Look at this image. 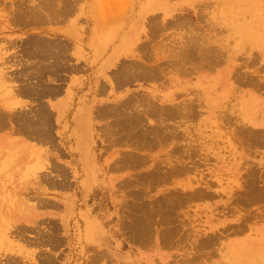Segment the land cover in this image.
Instances as JSON below:
<instances>
[{"label":"crops","instance_id":"obj_1","mask_svg":"<svg viewBox=\"0 0 264 264\" xmlns=\"http://www.w3.org/2000/svg\"><path fill=\"white\" fill-rule=\"evenodd\" d=\"M127 4L59 0V8L39 9L30 3L21 17L1 3L0 53L7 54L13 88L0 100V224L24 232L12 240L36 253L39 264H73L97 228L85 198L87 185L111 166L99 150L113 147L105 138L122 131L117 120L127 101H144L145 89L153 88L144 82L146 69L156 67L145 61L151 23L144 21L158 17L161 7L170 9L166 15L183 7L136 1L129 13ZM183 36L174 37L168 80L154 89L156 99L177 111L174 119L186 120L192 101H208V70L215 69L216 108L237 116L232 124L225 119V127L264 135V92L250 86L253 78L226 71L221 77V46L202 59Z\"/></svg>","mask_w":264,"mask_h":264},{"label":"rangeland","instance_id":"obj_2","mask_svg":"<svg viewBox=\"0 0 264 264\" xmlns=\"http://www.w3.org/2000/svg\"><path fill=\"white\" fill-rule=\"evenodd\" d=\"M136 1L146 6L152 0H105L109 4L127 2L123 8L129 13L134 12L133 3ZM153 1L161 6H183L172 15L164 14L170 9L161 7L158 17L144 21L145 24L151 23L144 32L145 61L156 66L145 71V86L153 87V90L145 89L144 101L150 100L151 104H156L154 108H161L163 119L143 115L145 127L133 130L129 127V132L122 128L120 132L106 135L105 140H111L113 147L99 152L101 156L110 155L111 166L87 185L89 194L85 198L97 228L92 231L90 239L84 240L85 244L78 247L79 260L75 259L73 264H264V249L254 244V241L264 238V135L254 133L249 136L225 127V119L228 124L230 118L232 124L237 116L227 107L216 108L215 69L208 70L210 100L206 104L192 101L191 116L186 120L170 118L166 114L167 100L156 99L158 92L154 91L158 89V84L168 80V58L174 49L171 44L175 35L181 34L185 35L183 39L188 44L202 50V59L206 56L210 58L212 52L221 46V77L253 78L255 85L250 86L264 92V0ZM51 2L0 0V6L1 3L8 4L13 14L23 12L30 3L32 8H59V0ZM192 40L194 42H190ZM6 57V53H0V100L7 99L13 88L12 80L6 77L9 74ZM157 66L163 67L161 72H158L160 68ZM137 102L129 112L132 113L133 109L146 115L148 108L141 104L142 101ZM158 121L162 123L160 127ZM152 127L156 130L152 133L159 131L153 134L155 137H149ZM145 128L146 133L143 132ZM139 129L143 131L139 133ZM135 132L138 137L132 139ZM122 135L123 140L119 139ZM128 136L131 140L127 139ZM161 136L164 141L171 139L170 143L158 139ZM154 140H159L160 144H157L160 146L154 144ZM144 143L149 148H145ZM133 155L142 156L145 164L141 163V159V164L136 165L140 157L136 159ZM174 169L176 172L168 180L170 171ZM147 176L150 180H145ZM172 194L176 197H171ZM180 200L185 202H180L182 205L178 207L176 205ZM174 207H178L175 209L177 212H172ZM0 226V235L3 236L0 241V264H26L29 261L39 264L36 253L28 255L22 244L12 240L24 232L14 230L6 223ZM250 250L260 254L255 255ZM53 262L49 260V264Z\"/></svg>","mask_w":264,"mask_h":264},{"label":"bare ground","instance_id":"obj_3","mask_svg":"<svg viewBox=\"0 0 264 264\" xmlns=\"http://www.w3.org/2000/svg\"><path fill=\"white\" fill-rule=\"evenodd\" d=\"M43 1H44V0H43ZM47 1H48V0H47ZM45 2H46V1H45ZM54 2H56V1H54ZM54 2H53V0H52V3H54ZM57 2H58V1H57ZM40 3H41V1H40ZM46 3H47V2H46ZM46 3H45V4H46ZM25 4H26V3H25ZM25 4H24V5H25ZM45 4H44V5H45ZM26 5H27V4H26ZM40 5H41V4H40ZM42 6H43V5H42ZM34 7H35V6H34ZM25 8H26V7H25ZM38 8H39V6H38ZM41 8H42V7H41ZM35 9H36V8H35ZM35 9H34V10H35ZM39 9H40V8H39ZM42 9H45L44 6H43ZM32 10H33V9H32ZM34 10H33V11H34ZM37 11H38V10H37ZM29 12H30V11H29ZM40 12H41V11H40ZM119 12H120V11H119ZM22 13H23L22 11L19 12V15L21 16ZM30 13H31V12H30ZM15 14H18V13H15ZM33 14H34V13H33ZM21 17H23V16H21ZM21 17H19V18L22 19ZM33 18H34V17H33ZM20 21H22V20H20ZM154 28H155V27H154ZM154 28H153V29H154ZM151 29H152V28H151ZM155 31H156V29H155ZM155 31H154V32H155ZM154 32H152V33H154ZM146 74H148V73H146ZM2 76H3V75H2ZM5 76H6V75H5ZM6 77H8V76H6ZM139 99H140V98H139ZM145 101H146V102H145ZM145 101L142 100V103H141V104H142V105L144 104V105L148 108V109L146 110V115H145V113L143 114V112H140V113L138 112V110H137L138 105H137V107L135 108L137 111L133 110V109H134V104H135V106H136V104L138 103L137 100H135V102H134L132 99H131V101H127V102H128V105H127V112L125 111L126 114H125V112L123 111L124 113L121 115L122 117H121V118L119 117L118 120H117V124H118V125H121V127L123 128V131L126 130V132H129V131H130V130H129L130 128H132V130H133V128L135 129L136 127H140V126H141V127H142V126L145 127V125H143V120L145 121L143 115H144V116H147V117H149V116H150V117H152V116L155 117V116H156L157 119H159V117H160V118L162 117V113H161L162 111L160 112V109H161L160 107H159L160 109H156L157 106H156V108H154V106H153V105H156L155 103H154V104H151V103H150V100H149V101L145 100ZM136 102H137V103H136ZM123 105H124V104H123ZM130 107L133 108V109H132V111H133L132 113H130V112H131ZM128 108H129L130 110H128ZM144 108H145V107H144ZM118 109H120V108L118 107ZM145 109H146V108H145ZM163 109L165 110V108H163ZM166 109H168V108H166ZM120 110H121V109H120ZM122 110H123V107H122ZM122 110H121V113H122ZM139 110H140V109H139ZM129 111H130V112H129ZM167 111H168V112H167L166 114H169L170 118H174V116L176 117V115H178L177 113H175L176 110L174 111V109H168ZM163 112H165V111H163ZM176 112H177V111H176ZM160 113H161V114H160ZM179 113H180V112H179ZM158 116H159V117H158ZM154 117H152V118H154ZM157 119H155V120H157ZM161 119H163V118H161ZM161 119H160V120H161ZM173 120H174V119H173ZM163 121H164V120H163ZM160 122H161V121H160ZM167 122H168V121H167ZM115 123H116V122H115ZM157 123L159 124V125H158L159 127H160V125L162 124V123L160 124L159 121H158ZM163 123H164V122H163ZM0 124H1V122H0ZM144 124H145V123H144ZM162 126H163V125H162ZM162 126H161V127H162ZM129 127H130V128H129ZM118 128H120V127H118ZM118 128H117V129H118ZM156 128H157V130H159L158 127H156ZM162 128H163V127H162ZM127 129H128V131H127ZM136 129H137V128H136ZM140 129H141V128H140ZM140 129H139V133L143 131V130H140ZM151 129H152V130H151V133H152V131H153L154 129H153V127H152ZM162 130H163V129H162ZM145 131H147L146 128H145V130H144L143 132H145ZM148 131H150V130H148ZM154 131H156V130H154ZM112 132H114V131H112ZM137 132H138V130H137ZM137 132L134 133V136H135V137H134V138L132 137V139H135L136 137H138ZM157 132L159 133V131H157ZM157 132H156V133H157ZM160 132H162V131H160ZM164 132H166V131H164ZM167 132H168V130H167ZM145 133H146V132H145ZM147 133H148V132H147ZM149 133H150V132H149ZM156 133H152L151 135L149 134V137H151L153 134H156ZM168 133H169V132H168ZM141 134L144 135V133H141ZM141 134H139V135L141 136ZM165 134H166V133H165ZM171 134H172V133H170V135H171ZM173 134H174V133H173ZM173 134H172V135H173ZM238 134H240V133H238ZM127 135H129V133H128ZM127 135H126V136H127ZM143 135H142V136H143ZM162 135H164V134H162ZM243 135H244V134H243ZM142 136H141V137H142ZM153 136L155 137V135H153ZM147 137H148V135H147ZM159 137H160V136H159ZM164 137H165V135H164ZM170 137H171V136H170ZM242 137L245 138V135L242 136ZM120 138H122V140L125 139V138H123V135H122V137L119 136V139H120ZM128 138H129V136L127 137V139H128ZM157 138H158V137H157ZM157 138H155V139H157ZM162 138H163V137L161 136V138H158V139H161V140H162ZM166 138H167V137H166ZM116 139H118V136L116 137ZM129 139H130V138H129ZM141 139H142V138H141ZM151 139H154V138H151ZM168 139H169V138H168ZM168 139H166L165 141H168ZM172 139H173V137H172ZM130 140H131V139H130ZM130 140H129V141H130ZM137 140L140 141V138H138ZM137 140H135V141H137ZM146 140H147V139H146ZM146 140H145V141H146ZM161 140H160V141H161ZM243 140H244V139H243ZM245 140H246V139H245ZM125 141H126V140H125ZM133 141H134V140H133ZM138 141H137V142H138ZM158 141H159V140H158ZM158 141H155V140H154L153 142H156V143H154V144L159 145L160 143H159ZM163 141H164V139L162 140V142H163ZM165 141H164V142H165ZM170 141H171V139H170ZM170 141H168V142L170 143ZM247 141H248V139H247ZM251 141H252V140H251ZM251 141H249V143H250ZM255 141H257V140H255ZM140 142H141V141H140ZM142 142H143V141H142ZM142 142H141V143H142ZM147 142H148V141H147ZM147 142H145V143H147ZM157 142H158L159 144H157ZM168 142H167V143H168ZM135 143H136V142H135ZM141 143H139V146H140ZM145 143H144V145H145ZM169 143H168V144H169ZM126 144H127V143H126ZM137 144H138V143H137ZM137 144H136V145H137ZM148 144H149V142H148ZM148 144H147V146L145 145V148L148 147ZM154 144H153V146H154ZM161 144H163V143H161ZM251 144H252V143H251ZM253 144H255L254 141H253ZM255 145H256V144H255ZM131 146H134V145H131ZM139 146L137 145V147H139ZM142 146H143V145H142ZM142 146H141V147H142ZM159 146H160V145H159ZM167 146H168V145H167ZM250 146H251V145H250ZM143 147H144V146H143ZM143 147H142V149H143ZM149 147H150V144H149ZM149 147H148V148H149ZM151 148H152V145H151ZM157 148H158V147H157ZM175 149H178V148L175 147ZM174 151H175V150H174ZM247 152H248V151H247ZM12 154H13V153H12ZM124 154H125V153H124ZM126 156H127V155H126ZM126 156H125V157H126ZM125 157H124V158H125ZM132 157H135L136 159H139V157H140V159L137 161L138 164H136V165H139L140 160L142 159V158H141L142 156H138V155H137V157H138V158H137L136 155H135V156L133 155ZM132 157H131V158H132ZM143 158H144V157H143ZM125 159H126V158H125ZM127 159H128V157H127ZM129 159H130V158H129ZM144 160H145V158H144ZM128 161H129V160H128ZM131 161H133V159H131ZM144 162H145V161H144ZM144 162H143V159H142V162H141V163H144ZM134 163H136L135 160H134ZM141 163H140V164H141ZM120 164H121V163H120ZM144 164H145V163H144ZM121 165H122V164H121ZM125 165L128 166V165L126 164V162H125ZM125 165H124V166H125ZM140 166H141V165H140ZM121 167H122V166H121ZM142 167H144V166H142ZM174 168H176V167H174ZM177 168H178V167H177ZM175 170H176V169L170 171V172H172V173H170L171 175H169V174L166 175V177H167L168 175H169V177H170V178L168 177V178H169L168 180L171 179L172 174L174 175L173 172H176ZM158 171H159V170H158ZM152 172H153V171H152ZM159 172H160V171H159ZM159 172H158V173H159ZM156 173H157V172H155V174H156ZM166 173H169V172H166ZM163 174H164V172H163ZM152 175H154V174H152ZM175 175H176V174H175ZM159 176H160V174H158V177H159ZM161 176H162V174H161ZM149 177H151V180H152V177H153V176L150 175ZM156 177H157V176H156ZM156 177H154V178L156 179ZM172 177H173V176H172ZM154 178H153V179H154ZM163 178H165V177H163ZM146 179H147V180H150V178L148 179V176H147V178L145 177V180H146ZM155 179H154L153 181H155ZM165 179H166V178H165ZM165 179H163V181H166ZM143 180H144V179H143ZM145 180H144V181H145ZM253 180H254V179H253ZM145 182H146V181H145ZM145 182H144V183H145ZM149 182H150V181H149ZM152 183H153V182H152ZM156 183H157V182H156ZM158 183H160V181H158ZM147 184H148V183H147ZM150 184H151V183H150ZM143 185H144V184H143ZM153 185H154V184H153ZM252 185H254V184H252ZM146 187H147V186H146ZM148 188H149V187H148ZM250 189H251V188H250ZM256 189H257V187H256ZM153 190H154V189H153ZM151 191H152V190H151ZM251 191H252V190H251ZM256 191H257V190H256ZM138 194H139V193H138ZM173 195H175V194H172L171 197H174ZM186 195H187V194H186ZM188 195H190V194H188ZM201 195H203V193H202ZM134 196H135V195H134ZM167 196H169V195H167ZM167 196H166V197H167ZM137 197H138V196H137ZM137 197H136V198H137ZM175 197H176V195H175ZM177 198H178V197H177ZM187 198H188V197H187ZM189 198L191 199V197H189ZM189 198H188V199H189ZM179 199H180V198H179ZM252 199H253V198H252ZM255 199H257V198H255ZM255 199H254V200H255ZM262 199H264V198H262ZM262 199H261V200H262ZM167 200H171V201H172L173 199H167ZM176 200H177V199H176ZM181 200H182V199H181ZM181 200L178 201V205H176V206L179 207V206L182 205V204H181V205L179 204L180 202H183V201L185 202V200H183V201H181ZM166 202H167V201H166ZM152 206H153V205H152ZM169 206H172V205H169ZM169 206H168V207H169ZM178 207H177V208H178ZM169 208H170V207H169ZM169 208L167 209V211L170 210L169 213H171V209H169ZM177 208L174 207V209L172 210V212H173V211L175 212V211H176L175 209H177ZM155 210H156V209H155ZM153 211H154V210H153ZM156 211H157V210H156ZM148 212H149V211H148ZM176 212H177V211H176ZM152 215H153V214H152ZM155 216H156V215H155ZM147 220H148V219H147ZM138 223H139V222H138ZM136 225H137V223H136ZM139 225H140V224H139ZM138 227H139V226H138ZM142 229H143V228H142ZM140 232H141V231H140ZM142 232H143V231H142ZM43 234H44V233H43ZM141 234H143V233H141ZM171 235H172V234H171ZM140 236H141V235H140ZM9 237H10V236H9ZM48 237H49V236H48ZM137 237H138V236H137ZM1 238H3L2 235H0V241L2 240ZM49 240H50V239H49ZM138 241H139V240H138ZM45 242H46V241H45ZM254 244H257L258 246H260V247H262V248L264 249V238L262 239V241H254ZM250 252H254V253H256L255 255H259V254H260V253H258V251L255 252L254 250H253V251L250 250ZM42 254H43V253H42ZM45 254H46V253H45ZM42 256H43V255H42ZM44 261H45V260H44ZM48 262H49V261H48ZM50 262H51V261H50ZM256 262H257V261H256ZM252 264H253V263H252Z\"/></svg>","mask_w":264,"mask_h":264}]
</instances>
